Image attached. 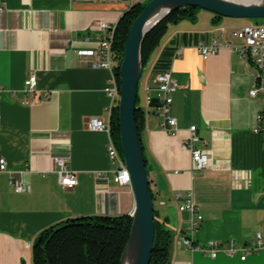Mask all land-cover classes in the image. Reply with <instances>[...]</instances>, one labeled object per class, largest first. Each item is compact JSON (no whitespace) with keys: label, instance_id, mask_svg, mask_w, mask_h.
I'll list each match as a JSON object with an SVG mask.
<instances>
[{"label":"crops","instance_id":"crops-1","mask_svg":"<svg viewBox=\"0 0 264 264\" xmlns=\"http://www.w3.org/2000/svg\"><path fill=\"white\" fill-rule=\"evenodd\" d=\"M148 1L0 0V153L7 160L0 172V264H34L36 239L60 222L132 215L133 187L115 181L108 133L88 127L91 117H109L105 87L111 76L94 66L88 51L96 47L93 25H116L134 4ZM242 25L204 9L195 19L171 22L142 70L141 137L156 217L172 233L171 264H264V251L246 259L225 253L212 258L183 245L189 237L224 246L234 239L240 246L258 232L264 235V138L256 131L262 101L250 96L257 68L226 46L207 59L195 49L198 41L220 35L222 26L218 40L230 41L231 28ZM174 40L178 56L170 67L179 85L172 105L178 132L170 134L148 97L158 94L153 67ZM33 73L36 89L26 92L24 82ZM192 125L201 138L197 147L212 158V166L200 172L184 147ZM57 158L76 172L74 187L60 184ZM14 177L29 189L17 192ZM179 191L190 194L203 214L198 227L180 209Z\"/></svg>","mask_w":264,"mask_h":264},{"label":"built area","instance_id":"built-area-1","mask_svg":"<svg viewBox=\"0 0 264 264\" xmlns=\"http://www.w3.org/2000/svg\"><path fill=\"white\" fill-rule=\"evenodd\" d=\"M116 27L117 24H110L106 21H100L92 26L93 30L97 31L98 34L95 37L96 47L93 50H89L88 54L94 58V66L107 68L111 72V76L105 87V91L110 98V104L108 107V119L104 120L100 117H91L88 122V127L91 130H104L108 133V155L110 159L117 164L116 168L113 169L115 181L120 185H132L131 173L125 162L122 149H120V145L113 135L111 123L112 110L119 104L121 95L120 81L114 71L113 59V42ZM225 29L226 28L223 26L220 28L221 34H223ZM221 34H215L210 42L203 40L198 41L195 44V49L204 59H207L226 46L248 57L254 64L257 68V73L254 87L250 90V96L259 98L262 101V107L257 115L256 131L262 134L264 138V23H247L242 26L232 27L230 30L231 40L225 43L218 40V37L222 36ZM233 40H237L238 42L233 43ZM176 56H178V51H176L174 58ZM156 80L158 82V94L155 97L149 96L148 99L150 101H152L153 98L157 100L155 112L162 119V129L167 133L176 134L178 132V124L173 114L172 105L174 101L173 94L176 92L179 85L173 77L172 68L170 67L166 71L158 73L156 75ZM36 86L37 76L33 73L25 80L24 90L26 92H34ZM188 131L189 135L184 142V147L190 150L192 154L193 169L200 172L212 166V158L207 151L197 147V143L201 140L197 132V126L192 125ZM56 163L58 165L57 173L60 184L67 188L74 187L78 183L76 172L68 168L66 160L63 158H57ZM6 170L7 160L0 153V172ZM12 184L17 192H24L29 189V186L20 178L16 179V177H14L12 179ZM176 197L180 202V209L190 212L192 214L194 227H198L204 220V216L190 197V194L179 191ZM226 244H228V246H224L225 244L218 240H209L205 244H198L193 242L189 237L183 238V245L189 247L194 252L198 251L212 258H216L220 253H225L229 256H239L241 259H246L250 254L264 251V235L258 232L249 244L236 246L234 239L229 240Z\"/></svg>","mask_w":264,"mask_h":264},{"label":"trees","instance_id":"trees-1","mask_svg":"<svg viewBox=\"0 0 264 264\" xmlns=\"http://www.w3.org/2000/svg\"><path fill=\"white\" fill-rule=\"evenodd\" d=\"M150 1V0H149ZM148 1V2H149ZM134 4L117 23L113 42L114 71L120 81V66L125 56V47L130 28L146 4ZM200 7L188 6L172 12L153 28L142 44L143 68L149 63L151 54L160 46L169 23L185 17L195 19ZM216 18L224 16L214 14ZM186 38V35H184ZM175 40L164 47L157 59L153 72L166 71L176 53ZM153 98L151 105H156ZM143 109H136V119L141 133ZM112 132L121 146L119 107L111 113ZM148 169V167H147ZM155 241L150 264H171L172 233L157 219L155 210ZM133 217L129 214L117 216L92 215L69 219L44 229L33 246L34 264H121V257L130 237Z\"/></svg>","mask_w":264,"mask_h":264},{"label":"water","instance_id":"water-1","mask_svg":"<svg viewBox=\"0 0 264 264\" xmlns=\"http://www.w3.org/2000/svg\"><path fill=\"white\" fill-rule=\"evenodd\" d=\"M196 6L229 18H264V0H150L134 20L120 66L119 124L122 153L132 177L135 207L130 237L121 264H150L155 241V202L136 119L146 35L172 12ZM171 258V256H170Z\"/></svg>","mask_w":264,"mask_h":264},{"label":"rangeland","instance_id":"rangeland-1","mask_svg":"<svg viewBox=\"0 0 264 264\" xmlns=\"http://www.w3.org/2000/svg\"><path fill=\"white\" fill-rule=\"evenodd\" d=\"M235 20L240 22V23H243V24H247V23H259V24H262V23H264V18H236ZM159 47H157V48H159ZM157 48L154 50V54L157 52L156 51ZM146 68H148V65L146 66ZM146 68H145V70H146ZM140 87H141V82H140ZM141 102H142V99L139 100L140 104H141Z\"/></svg>","mask_w":264,"mask_h":264}]
</instances>
